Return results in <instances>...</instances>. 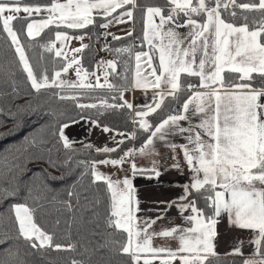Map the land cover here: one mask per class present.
Listing matches in <instances>:
<instances>
[{
  "label": "snow or ice",
  "instance_id": "snow-or-ice-1",
  "mask_svg": "<svg viewBox=\"0 0 264 264\" xmlns=\"http://www.w3.org/2000/svg\"><path fill=\"white\" fill-rule=\"evenodd\" d=\"M236 7L258 12L260 19L253 18L250 27L247 16H243L244 22L240 25L222 18V10L235 18L237 13L232 9ZM118 9L122 11L113 16ZM21 12L27 15L18 16ZM41 12H44L41 19L31 20L26 26L14 30L12 21H26L34 13L38 15ZM137 12L141 13L139 17L134 15ZM137 19L143 20L142 35L117 48L105 44V50L114 53L116 59L101 60L96 64L97 68L105 69L104 83H100L96 72H89L82 63L83 51L90 47L83 41L86 37L91 39V35L83 32L73 36L68 30H84L98 24L105 29L101 33L105 40L109 35L114 40H121L126 37L107 32L109 26L133 23ZM0 21L15 57L0 62V74L4 76L2 83L11 88V93L0 90V97L20 96L21 84L16 79L18 65V70L26 74V81L33 90L25 94H34L37 100L35 105L32 101L17 105L18 112L40 110L42 97H46V102L53 99L70 101L78 110L79 119L102 127L104 133L115 132L111 138L115 147L107 144L95 147L91 143L80 142L84 150L94 149L98 154L116 153L125 142L124 139H116V135L124 137L123 132L98 123L99 117L106 113L128 109V119L148 133L139 147L133 145L116 158L108 155L99 160L91 156L74 160L81 149L75 148L77 142L65 135L64 129L69 127V123H62L54 133L68 153L62 164L73 163L68 174L81 169L78 178L63 192L52 189L46 181L42 185H21L9 181L8 187L0 181V203L9 198L23 201L12 202L6 206L5 212H0V218L7 213L11 222L7 228L0 222V245L14 238L23 240L26 247L37 252L45 249L76 252L77 242L71 241L74 226L77 236L82 232L94 236L100 234L96 229L106 231L111 228L115 232L107 233L112 238L110 243L116 252L126 255L131 264H141V260L143 264H153L155 260L160 264H174L176 260L180 264H212L210 258H216L218 264L220 257L214 243L218 235L217 224L222 214H227L230 226L253 233L249 242L255 245L254 252L244 258L242 264H264V0L243 4H237L236 0H195V3L194 0H164L163 4L151 5H141L138 0H51L46 5L0 0ZM50 26L56 29L54 39L41 43L37 37ZM62 28L66 30H60ZM180 28L187 31L181 33ZM134 30L128 29L127 36H132ZM21 34L25 36L23 42ZM73 39L79 40L81 47L73 49V55L69 56L65 49ZM57 42L61 45L59 48ZM145 43L147 51L143 50ZM137 48L141 50L137 51ZM29 50L32 51L31 58ZM46 54H52L51 68ZM123 56H127L122 61L124 71L117 74V64L121 63ZM131 60H134V72L130 79ZM70 69H74L76 80L64 78ZM225 72L238 76L226 77ZM110 74L121 82H109ZM182 74L197 77L199 84H184ZM253 74L261 78L260 86H254ZM90 76L95 80H90ZM149 88L154 90L150 103L134 108L124 99L126 91L143 89L147 93ZM100 90H104L103 95L97 94ZM182 92L191 93L184 102L180 100ZM83 100L94 102L85 103ZM166 101V115L155 125L145 119L164 109ZM89 110H94V115H83ZM3 111L0 107V113ZM48 112L56 115L52 109ZM11 115L15 119L17 114ZM197 117L198 122H194ZM71 122L78 123L79 120L72 118ZM181 122H186L187 126ZM138 129L134 127L128 134L129 140L137 139ZM174 136L182 137L186 143L172 142L171 137ZM154 141L164 142V146L171 150V167L181 172L183 166L176 150L182 151L183 160L192 173V182L181 186L184 189L182 196L155 202L164 204L163 209L144 210L140 207L143 201L138 196L139 190L134 186L133 178L138 175L159 178L161 165L152 159L150 169L140 167L136 157L159 156ZM30 143L35 146L37 141L33 138ZM40 143L47 141L41 139ZM45 151L49 153L47 157L34 159H47L50 166L57 167L58 162L50 155L52 149ZM125 163L130 164L131 177L126 175L122 179H113L112 175L100 170V165L122 170ZM19 167L18 164L11 165L8 171ZM47 176L56 178L51 174ZM85 177H90L88 184L83 183ZM101 182L103 189L99 187ZM22 188L23 196L20 195ZM192 190L203 200L204 207L197 206V197L189 199L193 196ZM105 200L106 214L100 211ZM173 206L184 222L191 226L177 225L155 231L153 226ZM189 210L190 214L185 216ZM145 211L157 212L158 215L155 218L140 215ZM38 216L44 227L38 222ZM45 217H52L51 231ZM62 224L65 225L63 229L60 227ZM13 229L15 237L10 235ZM120 233L124 238L114 239ZM156 236L176 238L179 247L175 250L155 247L152 241ZM57 237L70 242H54ZM243 243L239 241L228 255H243ZM108 246V243L101 244L91 251ZM82 247L80 255L84 259H72L70 264H92L91 255H87L89 247ZM0 252L6 254L5 258H0V264H26L19 250H13L11 244L0 248Z\"/></svg>",
  "mask_w": 264,
  "mask_h": 264
},
{
  "label": "trees",
  "instance_id": "trees-1",
  "mask_svg": "<svg viewBox=\"0 0 264 264\" xmlns=\"http://www.w3.org/2000/svg\"><path fill=\"white\" fill-rule=\"evenodd\" d=\"M141 5L145 4H163L164 0H138ZM253 2V0H236L237 4H243ZM258 2V0H256ZM24 4H41L46 5L51 3V0H23ZM195 3V0H194ZM237 16L232 18L228 16L226 12L222 10V18L226 19V21L234 22L237 25L242 24L243 16H247L249 18V24L251 27V21L253 18L259 20L260 14L256 11H248L239 7L234 9ZM135 16L139 17L141 13H134ZM111 19V18H109ZM32 18L29 20L21 21L14 20L13 28L14 30L20 29L22 25L26 26L28 22H31ZM129 27L133 26L135 29L133 31L132 36H127V32L125 35H121L119 37H126L121 40H113L110 41L109 46L112 48L121 47L123 45H127L130 41H132L135 37L142 35L143 31V20L137 19L133 23L128 25ZM127 26V27H128ZM128 27V28H129ZM105 29H102L97 25L89 26L84 30H77V34H81L83 32H87L91 35L90 42L88 43L90 47L85 50L83 55V65L86 67L89 72L94 71V68L97 64L95 61L96 54V45L103 44L104 39L102 38L101 33H103ZM99 37V39H97ZM51 38L54 39L52 33H46L40 37H37L41 43L47 42V40ZM25 36L21 34V40L24 41ZM137 51L141 50L140 48L136 49ZM143 50L147 51L148 48L144 44ZM39 51V49H38ZM0 53H3V56H0V62H6V60H10L14 57V49L10 45V40L7 38L6 33L3 32L2 21H0ZM29 56L31 58L32 51L29 50ZM49 60V68H51V59L52 54H46ZM110 59H116L114 53H110ZM127 59V56L121 57V63L117 64L116 73L119 74L124 71L122 67V61ZM155 63V61H154ZM130 69L128 72V76L131 79L132 77V60L129 61ZM16 71V79L20 81L21 84V94L18 98H14L13 95H5L0 97V107H3L4 111L0 113V181L5 182L4 186L8 187L9 181H13L15 183H20L21 185H42L45 181L52 188L57 189L63 192L67 185L73 183L78 177L77 174L81 171V169L77 168L71 174H68V170L73 168V163L70 162L68 165H63L62 161L66 158L68 153L63 149L62 144L58 143V137L54 135L57 129L60 127L62 123H71V119L75 118L79 120L78 110L72 105L70 101L61 102L53 99L52 101L46 102V97H42L40 103L42 104V108L38 111H29L26 113L18 112L17 105H24L28 101H32L33 104L37 103L35 95H27L25 93L32 92L26 81V74L18 70ZM111 70H109L110 72ZM113 78V83H120L121 81L117 76L109 75ZM226 77L234 78L238 76V74H229L225 72ZM254 76V86H260L261 78L257 74H253ZM4 76L0 74V90H3L6 93H11V88L2 83ZM184 84L192 83L197 84V79L195 77H188L187 75H182L181 77ZM97 94L103 95L104 90H100ZM190 92H182L180 94L181 102L187 100ZM170 99V98H169ZM82 102L90 103L94 101L83 100ZM111 102V101H110ZM168 108V101H166L164 109L157 110L156 113L150 114L146 119L155 125L164 115H166V110ZM48 109H52L56 112V115L53 116L49 114ZM63 112V115L60 113ZM128 109L120 110L117 112L106 113L105 115L99 117L98 123L100 125H108L117 131L131 132L134 127L138 129V125H133L131 120L128 119L127 113ZM11 113H16L15 119L11 115ZM94 115V110H89L88 112L83 113V115ZM148 133L143 132V130L138 129L137 131V139L129 140L126 144H123L121 148L115 153L111 154V158H116L123 150L135 146H140L144 140L147 138ZM35 138L37 143L35 146L31 145L30 141ZM41 139L47 141L45 144H41ZM52 149L51 156L52 158L58 162L57 167H52L47 162V159H34L35 157H47L49 153L45 151V149ZM77 149H81V153L75 156L73 159H88L90 156L95 159H104L107 158V155L98 154L94 150L88 151L84 150L83 146L75 147ZM27 149V150H26ZM59 149V151H57ZM114 156V157H113ZM18 164L19 168H13L11 172L8 171V168L11 165ZM25 169L21 171V169ZM46 170V172L44 171ZM47 174H51V177H56L52 179L47 176ZM61 177H64L61 179ZM90 181V177H85L83 183L88 184ZM99 187L103 189L104 185L101 182ZM21 196L25 195L23 188L21 189ZM197 197V203L200 207H204L203 200L199 199L195 191H193V196ZM12 202H23L21 200H15L13 198H9L0 203V212H5L6 206ZM106 204L101 205L100 211L106 214ZM7 213L0 218V222L7 228L10 225V221L7 218ZM38 222L41 223V226L44 227L45 224L41 222L38 216ZM46 221H49L47 224V228L49 231L52 230L50 221L52 217H45ZM61 229L65 227V225L60 226ZM96 231L100 234L98 235H90L87 232H82L81 236H77L76 228L73 227V234L71 237V241L77 242V250L76 252L71 251H53L52 249H45L42 252H37L26 247L25 242L23 240H15L14 238L8 240L5 244L0 245V248H5L9 244L12 245L13 250L18 249L20 253V257L28 263L33 264H70L72 259H84V256L80 255L83 252L82 245H87L90 249V252L87 255H91L92 264H131L129 258L124 254H119L115 251V246L110 243L112 238L108 237L107 233H114L115 229H107L106 231L101 229H96ZM10 235L15 237L14 229L10 232ZM124 234H117L114 239H123ZM89 241L91 243H89ZM54 242H59L63 244H67L70 241L68 239H61L57 237ZM108 243L109 246L107 248H100L98 251H91L92 249H96L98 245ZM6 254L0 252V258H5ZM218 264H242V261L245 257L242 256H219ZM212 264H217L216 258H210Z\"/></svg>",
  "mask_w": 264,
  "mask_h": 264
},
{
  "label": "crops",
  "instance_id": "crops-1",
  "mask_svg": "<svg viewBox=\"0 0 264 264\" xmlns=\"http://www.w3.org/2000/svg\"><path fill=\"white\" fill-rule=\"evenodd\" d=\"M179 31L181 33H185L187 29L180 28ZM145 45L147 47L146 43ZM104 60L106 61V59ZM99 70H102L101 67L97 68L96 74L100 77V81H101L104 73L103 74L98 73ZM133 72H134V60H132V75ZM182 75H186V74H182ZM195 78L198 80L197 83L199 84V79L197 77ZM91 80L94 81L95 77H92ZM109 82L112 83L114 82L113 78L110 76H109ZM153 91L154 90L151 88L147 90V93H145L143 89L129 90L124 93V99L131 102L135 108L136 105H143L145 103H150L151 97L153 95ZM190 95L188 96V98L190 97ZM262 102H264V98H262ZM194 122H198V117L194 118ZM181 123L187 126L186 122H181ZM89 129H91V132H89ZM64 131H65V135H67L70 140L77 142L74 144V147L83 146V144L80 143L81 141L85 143H91L95 147H103L105 144H107L109 147L116 146L111 139L113 135H115V132L104 133L102 131V127L94 126L91 123V121L79 119L78 123H72V122L69 123V127L64 129ZM118 132H123L125 135L124 137L116 135V139L117 140L124 139L125 142L123 144H126V142L129 141L128 139L129 133H126L124 131H118ZM171 140L172 142L177 144L186 143V141L180 136L171 137ZM154 143L156 150L159 153V156L136 157V162L140 167L150 169L152 167L151 164L152 159L158 160L161 165L159 170L161 171L162 174L159 178H155L153 176L152 179H149L146 178L144 175H138L135 178H133L134 186L139 190L138 196L140 200L143 201L140 207L144 210L150 208L163 209L165 207L164 204L157 205L155 202L171 201L182 196L184 194V189L181 186L184 185L185 183L192 182L191 181L192 173L189 171L187 165L183 160L182 151L180 149L176 150L177 153L180 154L179 159L181 165L183 166V172L171 167L173 163L171 159L172 152L170 149L164 146V142L154 141ZM123 144L120 146V148L123 146ZM104 155L108 156L111 154H104ZM100 170L105 172L106 174L112 175L113 179H122L126 175L131 177V168L129 163H125L122 166V170L120 167H113L111 165L109 166L100 165ZM192 198H193L192 196L189 197V199ZM197 206L200 207L198 203ZM189 214H190V210L184 213L185 216ZM140 215H146L148 217L155 218L158 215V213L145 211ZM177 225L181 227L191 226L184 222L177 208L173 206L167 212V214L164 216L163 219L157 221V223L153 226V229L159 232L163 229H169ZM217 233L218 235L214 243L216 244L215 250L219 254V256H242L246 258L253 254L255 245L249 242L253 238L252 231L241 230L235 226H230L227 214H222V216L219 218V223L217 224ZM239 241H244L243 245L241 246V251L243 255H228L233 251L235 247H237ZM152 243L153 246L155 247L163 246V247H169L173 250L179 247L178 239L170 238V237L166 238V237L156 236L153 238ZM141 264H143V260H141ZM153 264H160V261L155 260L153 261ZM174 264H180V261L176 260Z\"/></svg>",
  "mask_w": 264,
  "mask_h": 264
},
{
  "label": "rangeland",
  "instance_id": "rangeland-1",
  "mask_svg": "<svg viewBox=\"0 0 264 264\" xmlns=\"http://www.w3.org/2000/svg\"><path fill=\"white\" fill-rule=\"evenodd\" d=\"M120 11H122V9H118L116 13H113V16L117 15ZM26 15H27V14H25V13H23V12H21V13L18 14V16H26ZM43 16H44V12H41V13L38 14V15L34 13L33 16L30 17V18H32L33 20H39V19H41ZM109 18H111V17H109ZM12 25H13V21H12ZM128 25H129V23H120V24H115V23H114V24H112V25L109 26L108 30H110L111 33L115 34L116 36H121V35H125V34H126L125 32H127L128 29L133 28V26L129 27ZM127 26H128L129 28H128ZM60 30H66V29H63V28H62V29H60ZM55 31H56L55 27H54V26H50L48 29H45V31H44L43 33H41V36L44 35V34H46V33H52V35L54 36V32H55ZM68 31H69V33H70L71 35H73V36H75V35H79V34L76 33L77 30H68ZM109 33H110V32H109ZM89 42H90V39H88L87 37H86L85 40L83 41V43H86V44H88ZM60 46H61L60 43L57 42V47L59 48ZM96 46H97V45H96ZM77 47H81V42H80L79 40L73 39V40H71V41L68 42V47H67V49H65V51L68 53L69 56H71V55H73L72 50L75 49V48H77ZM85 50H86V49H84V51H83V55H84ZM110 53H111V52H107V54H106L107 57L105 58L106 60H112V59L109 58ZM76 55H79V54H76ZM82 61H83V60H82ZM74 67H75V66H74ZM99 68H100V67H99ZM101 69H102V70H99L98 73L103 74L104 71H105V69H104V67H101ZM94 71L97 72V67H96V66H95V68H94ZM64 78H65V79H69V80H76L77 77H76V75H75V71H74V69H70V70H69V73L66 74V75L64 76ZM89 79L91 80L92 77L90 76ZM101 82H104V79H103V78L101 79L100 83H101ZM128 95H129V94H128ZM127 99H128V97H127ZM126 133H129V132H126ZM113 157H114V156H113ZM114 158H115V157H114ZM26 264H30V262L28 263V261H27ZM31 264H33V263H31Z\"/></svg>",
  "mask_w": 264,
  "mask_h": 264
},
{
  "label": "built area",
  "instance_id": "built-area-1",
  "mask_svg": "<svg viewBox=\"0 0 264 264\" xmlns=\"http://www.w3.org/2000/svg\"><path fill=\"white\" fill-rule=\"evenodd\" d=\"M102 38L104 39V43L103 44H99V45L96 46V50H97L96 51V54H95V59L96 60H101L105 56V54L107 52L105 50V44L109 45L110 41H113L114 40L113 37H112V35L107 36V39L106 40H105V38L103 36H102ZM137 147H139V146H137ZM120 155H123V152H121L118 156H120Z\"/></svg>",
  "mask_w": 264,
  "mask_h": 264
}]
</instances>
